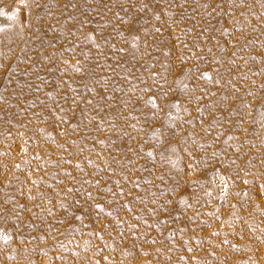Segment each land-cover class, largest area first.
<instances>
[{"label":"rangeland","instance_id":"obj_1","mask_svg":"<svg viewBox=\"0 0 264 264\" xmlns=\"http://www.w3.org/2000/svg\"><path fill=\"white\" fill-rule=\"evenodd\" d=\"M0 264H264V0H0Z\"/></svg>","mask_w":264,"mask_h":264}]
</instances>
